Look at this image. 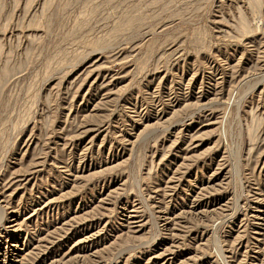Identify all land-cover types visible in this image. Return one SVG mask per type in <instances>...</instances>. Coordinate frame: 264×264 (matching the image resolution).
<instances>
[{"label": "rangeland", "instance_id": "rangeland-1", "mask_svg": "<svg viewBox=\"0 0 264 264\" xmlns=\"http://www.w3.org/2000/svg\"><path fill=\"white\" fill-rule=\"evenodd\" d=\"M0 264H264V0H0Z\"/></svg>", "mask_w": 264, "mask_h": 264}, {"label": "bare ground", "instance_id": "bare-ground-1", "mask_svg": "<svg viewBox=\"0 0 264 264\" xmlns=\"http://www.w3.org/2000/svg\"><path fill=\"white\" fill-rule=\"evenodd\" d=\"M218 242V241H217Z\"/></svg>", "mask_w": 264, "mask_h": 264}]
</instances>
